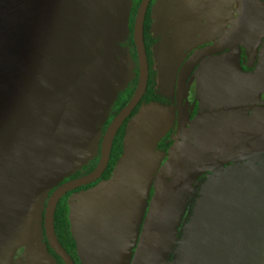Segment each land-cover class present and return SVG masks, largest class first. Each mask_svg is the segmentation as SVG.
<instances>
[{
	"label": "rangeland",
	"instance_id": "374dc122",
	"mask_svg": "<svg viewBox=\"0 0 264 264\" xmlns=\"http://www.w3.org/2000/svg\"><path fill=\"white\" fill-rule=\"evenodd\" d=\"M132 1L0 0V264H54L42 242L41 211L49 190L96 159L117 94L135 78ZM151 1L161 40L153 58L169 104L184 57L222 36L236 0ZM237 54L217 58L218 86L201 99L200 109L264 105V97L257 100L263 81L247 89L222 78L235 76ZM259 60L258 72L248 76L264 80V43ZM173 108L141 107L128 124L114 177L67 199L78 264L125 263L136 230L129 228L132 207L152 181V153L173 121ZM177 235L169 264H264V157L204 179Z\"/></svg>",
	"mask_w": 264,
	"mask_h": 264
},
{
	"label": "water",
	"instance_id": "95a60500",
	"mask_svg": "<svg viewBox=\"0 0 264 264\" xmlns=\"http://www.w3.org/2000/svg\"><path fill=\"white\" fill-rule=\"evenodd\" d=\"M151 0H141L133 24L138 75L126 105L106 128L96 167L58 186L48 197L43 229L49 248L63 264H75L59 243L54 216L67 194L99 181L106 172L114 139L146 94L149 64L144 24ZM264 41V0H237L230 29L211 45L192 49L176 73L175 126L172 143L151 186L147 211L130 264H167L177 242V230L194 190L204 176L223 167L264 157V105L230 104L201 110L193 117L185 101L188 80L206 59L239 48L248 68Z\"/></svg>",
	"mask_w": 264,
	"mask_h": 264
},
{
	"label": "trees",
	"instance_id": "16d2710c",
	"mask_svg": "<svg viewBox=\"0 0 264 264\" xmlns=\"http://www.w3.org/2000/svg\"><path fill=\"white\" fill-rule=\"evenodd\" d=\"M140 2H141V0H133L132 1L131 13H130L129 22H128L129 23L128 24L129 41H130V48H131L130 54L132 57V61L135 64V78H134V80H132V83H130L124 90H122L121 92H119L117 94V97H116V100L114 103V107H113V111L110 113V115L107 117V119L104 122V126L102 128V136H103L106 128L109 126L110 122L115 117V115L126 105L128 100L131 98V96L135 90V87H136L137 75H138V66H137V58H136V52H135V47L133 44L132 36H133L134 18H135L136 11H137V8H138ZM144 42H145L146 53H147L148 64H149V81H148L146 94L144 95V97L142 98L141 102L138 104V106L136 107V109L134 110L132 115L129 117V119L125 121L123 126L118 131V133L114 139V142H113V147L111 150V157H110L109 165H108L106 172L104 173L103 177L99 181H97L96 183H94L90 186L78 189V190L71 192V193L67 194L66 196H64L60 200V202L56 208V211H55L54 228H55V233H56L57 239H58L59 243L62 245V247L65 249V251L71 256V258L73 259L75 264H78L79 249H78V242L75 239V237L73 236V233L71 231V226H70V221H69V209H70V207H69L67 199L70 198L72 195H74L77 192L89 190V189H95L96 186L100 182H109L114 177L117 166L119 165V163H120V161H121V159L125 153L128 124L130 123L131 119L137 114L138 110L141 107L150 106V105H157V106L169 105V106H172V108H173V105L175 103L174 93H175V89H176V73H177L180 66L177 68V70L175 72L174 86H173V89L171 91V94L169 95L170 103L168 104V103H166V100H163V92H162V89L160 87V75H161V73L159 72V69L156 68V63H155V60L153 58V49L156 46H158V44H160L161 40H160L159 36L155 35V23H154V18H153V11H152V1L150 3L149 8H148V11L146 14V19H145V24H144ZM193 107H196V106L193 105L192 108ZM192 111L193 112H191V116L193 117L196 113L199 112V109L198 108L193 109ZM174 126H175V108H173L172 124H171L169 130L167 131V133L158 141V144H157V148H158V152H159L158 153V164H157V167L155 168L152 181L147 188V192L144 194V198L142 201V207L139 211L137 223L135 225L136 230H135L134 239L132 241V246L129 249L127 259H125L124 264H130V261H131L132 255H133V250L136 246L138 236H139V233L141 230V226L143 223V219H144L145 213L147 211V200H148V195H149L151 186H152L153 181H154V175H155L157 169L159 168V166L161 165V163L165 157L167 149L169 148V146L172 143V139H173L172 133H173ZM100 143H101V139L99 140V143L97 146V157H96V159H93L91 161L90 165L83 166L82 171L78 170L74 174H72L71 178L69 180H74V179H77L79 177H82V176L90 173L96 167L97 162L99 160V155H100ZM79 172H81L82 174L81 175L78 174ZM213 173H210V174L204 176L202 179H200V181L198 182V184L195 188V191L198 190L199 184L204 179H206L210 175H212ZM67 181H68L67 179H62L61 181H59L56 184V186L54 188L49 190L48 195L46 197V201H47L48 197L51 195V193L58 186H60L61 184L65 183ZM197 193H196V196H197ZM45 204H46V202H45ZM43 216H44V209L41 211L40 228H41L42 242L45 246V253L51 258V260L54 262V264H63L62 261L54 254V252L49 248V246L47 244L45 234H44V229H43ZM171 259H172V255L170 257V260ZM170 260L168 261V264L171 262Z\"/></svg>",
	"mask_w": 264,
	"mask_h": 264
},
{
	"label": "flooded vegetation",
	"instance_id": "af4514ba",
	"mask_svg": "<svg viewBox=\"0 0 264 264\" xmlns=\"http://www.w3.org/2000/svg\"><path fill=\"white\" fill-rule=\"evenodd\" d=\"M236 7H237V1L235 3V6L233 8H230L229 11H227L228 13H230V17L228 19L229 22L226 24V27L223 30V32L220 34V36L223 35L224 33H226L230 29V27L232 26L234 18H235ZM214 41L215 40H212L211 43L206 44V45H202V46L211 45ZM263 43H264V41H263ZM263 43L257 50V54H256V57H255V60H254L252 68H248V65H247L244 57L242 56V53H241L240 49L238 47L233 49V50L238 52V54H237L238 57H237V71H236V74H235L234 77H232V75L230 73H226L224 76H222V78L225 79V81H229L228 78L232 79L233 87H236V86L239 85V83H242L244 88L251 89V87H255V86L258 87L262 83V81H263V84H264L263 76H261L259 79L255 75L252 76V77L248 76V74L251 73V72H255V73L258 72L257 67H258V65H260V62H261L259 59H260V56H261V48L263 46ZM198 47H200V46H198ZM233 50L227 51V52H225L223 54H220V55H217V56H213V57H210V58L204 60L197 67V70L199 68L201 69L200 78L198 79L199 83L196 81V78L194 77V75L196 73L195 71H197V70L194 71L195 73H193L192 76L190 77V79L188 80L187 87H186V94H185V101L187 103V106L191 109V112H193L192 111L193 109H197V108L199 109V111H201L202 109H200V104H199L201 99L202 98H206L209 95V92H211L212 89H216L217 86H218V80H217L216 73L220 69L221 59H217V58H219L220 56H222V55H224V54H226L228 52H231ZM211 59H216V60H214V61H212L210 63H206L208 60H211ZM260 68H261V66H260ZM193 86H194V89H196V94H195L194 97L192 96ZM263 97H264V94H261V97L259 99H257V100H262ZM243 104H258V105H261V103H259L258 101H247V102H245ZM193 105H195L196 107L192 108ZM218 106H221V105H218ZM171 124L168 127L167 126L163 127V133L159 137L158 141L167 133V131L169 130ZM158 141H157V144H158ZM157 144H156L155 149H154V151L152 153V161L154 163V160H155L156 164H158V153H159L158 152V148H157ZM142 201H143V199L135 200V202H134L135 206L132 207V211L133 212L131 214V218H130V222H129V228H133V227L135 228V225L137 223L138 214H139V211H140V209L142 207ZM175 248H176V246H175ZM175 248H174V250L172 252L173 253L172 257L174 255ZM172 260H173V258L170 261H172Z\"/></svg>",
	"mask_w": 264,
	"mask_h": 264
}]
</instances>
